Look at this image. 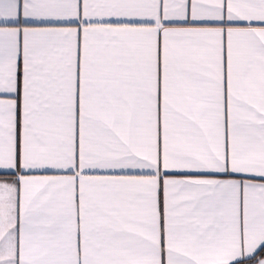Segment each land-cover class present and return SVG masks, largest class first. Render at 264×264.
I'll use <instances>...</instances> for the list:
<instances>
[{"label":"snow or ice","instance_id":"obj_1","mask_svg":"<svg viewBox=\"0 0 264 264\" xmlns=\"http://www.w3.org/2000/svg\"><path fill=\"white\" fill-rule=\"evenodd\" d=\"M0 264H264V0H0Z\"/></svg>","mask_w":264,"mask_h":264},{"label":"crops","instance_id":"obj_2","mask_svg":"<svg viewBox=\"0 0 264 264\" xmlns=\"http://www.w3.org/2000/svg\"><path fill=\"white\" fill-rule=\"evenodd\" d=\"M0 175H3V173H2V172H0Z\"/></svg>","mask_w":264,"mask_h":264}]
</instances>
